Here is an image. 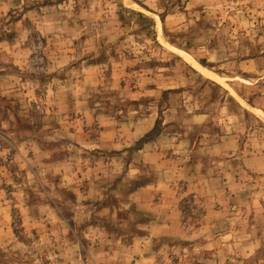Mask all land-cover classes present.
<instances>
[{"label": "rangeland", "instance_id": "374dc122", "mask_svg": "<svg viewBox=\"0 0 264 264\" xmlns=\"http://www.w3.org/2000/svg\"><path fill=\"white\" fill-rule=\"evenodd\" d=\"M0 264H264V0H0Z\"/></svg>", "mask_w": 264, "mask_h": 264}]
</instances>
